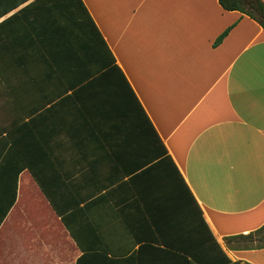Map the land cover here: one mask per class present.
<instances>
[{
    "label": "crops",
    "instance_id": "1",
    "mask_svg": "<svg viewBox=\"0 0 264 264\" xmlns=\"http://www.w3.org/2000/svg\"><path fill=\"white\" fill-rule=\"evenodd\" d=\"M33 1L0 0L13 6L0 15L13 17L0 41L19 47L2 41L1 53L24 51L18 43L33 32L20 10ZM83 2L227 256L264 264V248L229 250L223 240L264 223L263 28L218 0ZM0 68V233L22 237L6 260L76 264L80 243L99 253L96 264H182L138 248L146 240L134 215L154 184L172 189L174 168L136 141L107 80L39 75L11 94L21 67Z\"/></svg>",
    "mask_w": 264,
    "mask_h": 264
},
{
    "label": "trees",
    "instance_id": "2",
    "mask_svg": "<svg viewBox=\"0 0 264 264\" xmlns=\"http://www.w3.org/2000/svg\"><path fill=\"white\" fill-rule=\"evenodd\" d=\"M218 2L225 10L239 11L247 15L264 30V0H218ZM12 7L10 5L6 6V9L3 7L0 9V15ZM20 14H25L27 25L25 26L33 35L25 36L19 41L18 44L23 45L24 51L8 53L0 51V63L6 61L8 65L19 64L22 71L19 76L22 84L14 86L13 79L11 83H7L9 89L12 85L8 92L14 94L16 87L22 88L39 75L67 81L74 78L79 81L92 79L87 82L107 80V87H110L112 92L109 100L118 105L122 117L134 120L136 141L147 143L152 150V158L163 157L174 168L175 179L172 189L161 193L159 189L162 187L154 184L153 190H158L157 194H153L151 202L144 204L142 209L138 208L139 211L134 215L137 232L139 230L143 232L139 236L137 233V238L146 240L138 247L139 250L141 248L149 249L151 252L176 254L182 264H250L231 260L225 248L216 240L199 204L171 157L166 155L165 146L126 76L115 63L113 54L83 0H34L22 8ZM12 18L10 16L0 24L12 22ZM38 25L39 29L35 30ZM228 31L229 28L225 29L215 44L220 42ZM2 41L12 42L10 45H13V48H19L12 38ZM1 71L8 70L0 68V78ZM82 87L94 86H91V83H84ZM162 162L163 159L158 160L152 166L164 164ZM137 201L140 200L137 198ZM139 205L142 206L140 202ZM4 216L5 213L0 216V223ZM75 240L78 241V237ZM223 240L224 246L229 250L264 248V223L255 230L226 236ZM79 245L83 252L76 264L100 263L95 257L99 254L96 250L86 249L80 243Z\"/></svg>",
    "mask_w": 264,
    "mask_h": 264
},
{
    "label": "rangeland",
    "instance_id": "3",
    "mask_svg": "<svg viewBox=\"0 0 264 264\" xmlns=\"http://www.w3.org/2000/svg\"><path fill=\"white\" fill-rule=\"evenodd\" d=\"M11 231L12 234L9 232ZM16 232L15 230H9L7 227L2 229L1 233H0V264H12L9 261H7L6 259H10V256L12 255V253H16V245L20 244L22 241V237H18L16 236V234L14 233ZM25 233V230H24ZM28 235H32L33 232L32 230H28L27 231ZM29 238V237H28ZM26 239V236H25ZM4 250H7L6 252H4ZM20 256V255H19ZM24 259L26 260L29 258V255H27V253L23 254ZM21 257V256H20ZM2 260V261H1ZM26 264V262H25Z\"/></svg>",
    "mask_w": 264,
    "mask_h": 264
}]
</instances>
